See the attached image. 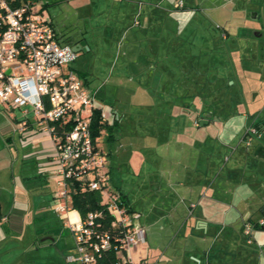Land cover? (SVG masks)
Here are the masks:
<instances>
[{
	"label": "crops",
	"instance_id": "crops-1",
	"mask_svg": "<svg viewBox=\"0 0 264 264\" xmlns=\"http://www.w3.org/2000/svg\"><path fill=\"white\" fill-rule=\"evenodd\" d=\"M182 1L181 11H175L176 1L173 6L166 0L108 2L111 24L124 32L121 76L136 85L144 77L151 79L156 87L155 118L160 120L145 143L121 146L129 149L122 162L131 164L135 159L136 163L117 175L120 161L113 164L112 150L99 140L121 139L123 130L117 133L115 127L121 126L126 112L112 103L105 106L121 114L97 138L109 184L130 210L139 213L138 222L146 230V242L141 243L145 254L134 261L146 256L155 264H264V224L257 225L264 216V23L249 18L264 15V4ZM50 20L63 43L78 46L79 51L88 48L85 41L80 46L79 39L66 41ZM257 48L254 55L262 56L261 67L253 63ZM227 51L236 80L247 78L252 87L246 108L255 116L246 124L255 125L258 133L248 144L242 139L246 124L242 126L240 106L223 110L222 98L208 102L191 91L194 86L214 87L209 81L222 78L219 72ZM72 67L88 85L86 72ZM165 71V85H182L183 91H160ZM22 109L0 101V264H80L66 259L75 251V240L55 209L65 199L58 195L62 185L55 173L52 137L28 108ZM25 116L29 123L22 131L19 126ZM126 136L130 140L132 134ZM66 215L76 218L79 213L73 208ZM246 221L253 224L249 234L243 231Z\"/></svg>",
	"mask_w": 264,
	"mask_h": 264
},
{
	"label": "built area",
	"instance_id": "built-area-1",
	"mask_svg": "<svg viewBox=\"0 0 264 264\" xmlns=\"http://www.w3.org/2000/svg\"><path fill=\"white\" fill-rule=\"evenodd\" d=\"M182 4L175 2L176 7ZM76 53L59 39L37 0H0V101L23 107L24 112L28 108L52 137L55 173L62 185L58 195L65 199L55 209L75 240V251L66 259L80 264H155L145 256L133 260L132 251L146 242V230L138 222L139 213L111 189L104 152L90 128L95 109L107 124L119 121L121 114L106 109L96 90L72 67ZM28 123L23 117L19 129L26 131ZM256 133L258 129L250 124L242 139L248 144ZM75 178H85L87 188L99 191L103 208L88 210L84 216L78 212L76 218L66 215L73 209L70 182ZM106 215L111 216L109 221ZM263 224L264 216L257 221ZM252 228L244 222L245 234Z\"/></svg>",
	"mask_w": 264,
	"mask_h": 264
},
{
	"label": "rangeland",
	"instance_id": "rangeland-1",
	"mask_svg": "<svg viewBox=\"0 0 264 264\" xmlns=\"http://www.w3.org/2000/svg\"><path fill=\"white\" fill-rule=\"evenodd\" d=\"M101 1L102 2H100V0H37L38 4L41 5L43 15L48 19L52 17L56 29L63 35L66 41L71 43L73 40L79 39L80 41L86 42L88 48L85 51H80L78 57L71 65L79 68L80 71L83 70L86 72L88 77L87 86L90 89H96L97 97L103 98V102H105L106 105H110L108 103L115 104L119 111L126 112L125 119H123L121 126L115 127L117 133H119L121 129L123 130L121 139L117 138L115 143L106 142L105 139H103L104 137H101L99 140L101 146L105 148L108 147L112 150L113 157H110L109 160L113 164L114 162L118 163V161H120L121 170L118 167L116 169L113 168L118 175L121 171H130V168L136 163L135 159H133V163L131 164H129V162H122L125 159L124 157L128 155L129 149H127L128 147L123 148L121 146L127 145L128 142L145 143L148 138H151V133L155 131V128L160 126V120L159 118H155L158 110L155 104H153L152 94L156 87L154 84L153 86L151 85V79L144 77V81H140V83L136 85V82L126 79L125 75L121 76L123 75L122 66L125 60L123 54L125 48L123 46L124 32L118 24H115V22L111 24L110 22L113 18L108 14V2L112 0ZM166 1L173 6V3L177 0ZM249 2L251 4H256L258 7L264 4V0H249ZM43 3L44 5H42ZM181 7L182 6H174V9H177L175 11H181V9H179ZM249 18L254 21V23H264V15L261 14V12L255 17L250 15ZM112 26H114L113 29L111 28ZM81 38L83 40H81ZM136 48L137 47H131V50L133 49L132 51H135ZM132 51L130 53H132ZM258 52V48L255 49V51L253 50V55ZM257 57H259V59H257ZM224 58L226 59L223 65V71L219 72V74L222 73V78L209 81L215 83L214 87L194 86L191 87V91H197L200 94L198 96L197 93V98H208V102H210L209 98H222V103L220 104L223 110H226L228 106L232 108L233 104H235V108L240 106L242 116L241 122L243 126L255 116L254 112L246 108L249 99L252 98V87L247 78L243 80L241 78L240 82L236 80L235 71L231 67V60H229L228 57V51L224 53ZM139 59L141 63L145 62V58L140 57ZM243 62L244 65L248 64V60L245 58ZM226 63L227 66L225 65ZM253 63H255L256 67H261L263 64L262 56L260 54L254 55ZM132 68L135 70V67ZM208 73H213L212 75H214L213 71ZM163 75V80L159 81L160 91L169 89L171 92H181L184 90L182 85L166 86V71L163 72ZM152 79L154 83L153 76ZM220 79H222L221 82ZM186 89L187 88H185V90ZM254 89L258 90L259 88ZM263 93L262 91L261 94L263 95ZM262 95L260 96L261 98L263 97ZM139 98H141L142 101ZM233 98H237L236 103L233 102L231 104L230 101ZM207 107H209V104H207ZM133 113H136L137 116L135 114L136 117L132 116L131 114ZM238 116L239 119L240 115ZM247 126L248 124H246L245 128ZM130 130L132 132H130ZM136 131L140 134L139 136L136 135ZM148 131L150 133L148 134L149 136H145ZM128 133L132 134L130 140L126 136ZM154 142H156V140ZM226 158L227 156H225V159ZM128 177H126V179H128ZM130 178L131 177H129L128 180H130ZM145 251L146 249L144 246L142 244L139 245L137 251L134 250L132 252L133 259L137 255H144ZM151 261L155 262L154 258H152Z\"/></svg>",
	"mask_w": 264,
	"mask_h": 264
},
{
	"label": "trees",
	"instance_id": "trees-1",
	"mask_svg": "<svg viewBox=\"0 0 264 264\" xmlns=\"http://www.w3.org/2000/svg\"><path fill=\"white\" fill-rule=\"evenodd\" d=\"M114 123H116V121L112 124ZM112 124L105 123V121L101 119L99 111L95 109L90 122L92 136H98L101 128L105 126L109 128ZM85 182V178H75L70 182L71 204L73 208L78 210L81 216H84L88 210L103 208V205L99 203L101 199L99 191L87 188ZM109 219H111V216L106 215V220L109 221ZM99 264H103V262L100 261Z\"/></svg>",
	"mask_w": 264,
	"mask_h": 264
},
{
	"label": "flooded vegetation",
	"instance_id": "flooded-vegetation-1",
	"mask_svg": "<svg viewBox=\"0 0 264 264\" xmlns=\"http://www.w3.org/2000/svg\"><path fill=\"white\" fill-rule=\"evenodd\" d=\"M182 2H183V1H182ZM174 6H175V4H174ZM182 6H183V4H182ZM175 7H176V6H175ZM79 42H80V41H79ZM80 46H81V45H80ZM76 51H77V53H76V58H77L78 55H79V52H80V51H79L78 49H76ZM76 58H75V59H76ZM74 61H75V60H74ZM74 61H73V62H74ZM92 90H96V89H92ZM96 94H97V90H96ZM96 96H97V95H96ZM97 98H98V97H97ZM249 125H250V124H249ZM242 136H243V135H242Z\"/></svg>",
	"mask_w": 264,
	"mask_h": 264
},
{
	"label": "water",
	"instance_id": "water-1",
	"mask_svg": "<svg viewBox=\"0 0 264 264\" xmlns=\"http://www.w3.org/2000/svg\"><path fill=\"white\" fill-rule=\"evenodd\" d=\"M78 44H79V45L84 44V41H80ZM78 44H77V45H78ZM73 48L77 49L78 46H73Z\"/></svg>",
	"mask_w": 264,
	"mask_h": 264
}]
</instances>
